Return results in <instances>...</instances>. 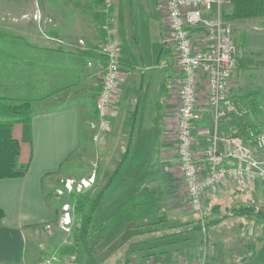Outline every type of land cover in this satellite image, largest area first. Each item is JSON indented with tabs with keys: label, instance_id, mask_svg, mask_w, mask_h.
Here are the masks:
<instances>
[{
	"label": "crops",
	"instance_id": "0c3cea01",
	"mask_svg": "<svg viewBox=\"0 0 264 264\" xmlns=\"http://www.w3.org/2000/svg\"><path fill=\"white\" fill-rule=\"evenodd\" d=\"M90 2L91 0H0V76L7 69H21L25 93L30 94L33 89H41L46 93L42 97L32 98L36 102L31 122L16 123L13 127V136L21 146L19 164H28V170L24 176L0 178V208L5 213L0 223V264H39L44 257L56 251L59 254L58 264H154L159 260L175 262L203 253L219 260L221 264H264V235L250 240L248 228L244 226V219L247 217L244 216H233L237 217L234 224L243 227L244 234L236 239L227 235L217 238L221 248L215 245L210 248L208 240L205 241L198 231L190 233V229L188 233L157 241L150 242L152 237L148 234L146 235L149 237L143 239L145 216L142 214V200H136L129 209L126 206V196L142 194L143 189L126 182L132 180V176L121 174V170L115 172V167H106L99 174L93 170L90 176L81 177L88 180L95 176L94 184L92 183L94 187L87 188L92 200L86 206V224L84 227L76 226L79 230L82 228V233L78 230L73 237L68 233L63 238L65 229L62 219L59 220V214L68 203L58 201L62 199V194L59 195L58 190H55L54 181L57 178H73L67 176L64 170L77 159L80 151L86 150L90 154L88 147L84 145V125L94 133L91 123L98 121L95 101L101 90L105 66V58L101 53L103 32L96 17L98 7L90 8ZM118 7V0H115L113 24L119 42L121 63V78L114 97L116 108L109 119L110 130L102 136L100 143L95 144L92 138L93 143L101 149L92 159L100 166L110 143H115L116 154L108 161H117L119 164L125 160L126 155L122 154V150L128 141V129L133 117H136L135 108L139 99L147 102L149 93L146 90L151 83H156L155 80L152 81L153 72L165 68V80L168 84L179 75L174 52L164 43L168 26L163 7L158 15L164 28L158 39L162 47L159 53L157 45L152 46L149 42L153 24L148 23L146 36H143L137 15L120 17ZM226 7H230V12L232 11V4ZM255 20L258 23H249ZM227 21L232 25L233 36L238 29L252 30V35H244V44L249 49L247 54L239 53L236 46L237 67L231 79L232 100L240 114L249 111L252 114L254 101H259L264 95L260 92V87L257 90L242 89L240 72L242 67L250 69L256 65L264 68V18ZM235 21L237 23L233 24ZM150 22H153L152 19ZM254 40L261 42L252 44ZM3 96L14 97L7 94ZM167 97L158 127L160 148L156 164L158 168L161 166L162 173L163 169L170 170L165 166H172L184 194L175 131L177 88H170ZM42 103L46 106L41 107ZM232 116L222 119L217 131L213 125L211 108L197 122L194 130L195 150L202 161H205L204 151L212 143L215 133L226 137L238 130V121ZM262 126L264 128V124ZM116 129H119L118 135L115 134ZM207 131L210 135L203 134ZM91 135L93 136L92 133ZM218 147L223 149L221 141L218 142ZM103 187L105 189L101 199L92 209L95 194ZM68 194L71 197L72 193ZM238 194L250 196V200L256 198L264 201V184L257 181L242 187L230 180L208 194L205 202L209 205L213 202L219 204V198L226 196L227 199H232ZM224 208L227 209L226 206ZM68 213L71 218L69 210ZM229 217L232 216L226 215L224 219ZM177 219H181L178 221L182 224L187 220L183 215ZM223 222L220 218L213 223H218L217 227H220ZM85 226L86 234L83 233ZM135 242L142 244L131 248L130 245ZM240 249L251 252L243 262L237 261Z\"/></svg>",
	"mask_w": 264,
	"mask_h": 264
},
{
	"label": "built area",
	"instance_id": "2783aa9c",
	"mask_svg": "<svg viewBox=\"0 0 264 264\" xmlns=\"http://www.w3.org/2000/svg\"><path fill=\"white\" fill-rule=\"evenodd\" d=\"M166 14L167 32L164 43L174 52L179 73L177 84L176 145L179 169L185 194L191 210L200 215L206 241L207 231L203 221L205 198L220 186L233 180L242 187L257 181L264 184V159L256 151H264V132L251 133V144L238 135L220 137L216 133L204 151L205 161L195 150L194 130L205 112L213 111L215 130L220 121L232 114H240L232 100L231 79L237 67V47L233 42V28L224 17V9L233 0H161ZM115 0H103L100 13L103 16L102 55L105 66L101 90L95 106L98 121L91 123L94 143L110 130V116L116 108L114 97L121 78L120 47L113 24ZM217 131V130H216ZM235 133V132H233ZM210 135V132H203ZM221 141L223 149L218 147ZM95 176L82 179L76 186L68 179L65 189L82 193L94 182ZM58 193L63 194L62 189ZM63 228L69 232L71 218L69 204L64 205ZM251 254L240 251L237 261L243 262ZM58 252L44 257L39 264H58ZM154 264H221L207 253L198 257H187L180 261H156Z\"/></svg>",
	"mask_w": 264,
	"mask_h": 264
},
{
	"label": "rangeland",
	"instance_id": "374dc122",
	"mask_svg": "<svg viewBox=\"0 0 264 264\" xmlns=\"http://www.w3.org/2000/svg\"><path fill=\"white\" fill-rule=\"evenodd\" d=\"M119 7V15L120 17L126 16H134L140 20L142 25V33L143 36H146L148 23H152L154 26L153 33L149 39V42L152 43V46L157 45L158 53L161 51L162 47L158 42L160 35L164 32V28H162L158 15L160 14V9L162 7L161 0H118ZM230 12V7H226L224 9V17L226 13ZM158 13V14H157ZM158 18V21H157ZM124 19V18H120ZM152 19L153 22H150ZM226 19V18H225ZM259 19H257L258 21ZM253 21V20H252ZM256 20L254 22L249 23H258ZM235 21L233 24H236ZM248 23V22H247ZM252 30L247 29L243 31L242 29H238L233 36V42L238 47L239 53L247 54L246 52L249 50L246 48L244 44V35L248 33L252 35ZM258 40H254L252 44H259ZM172 50V49H171ZM173 53V50H172ZM256 61L255 59H253ZM166 69H158L156 72H153L152 81L155 80L156 83L149 86L148 93V101H143L141 99L138 101L136 117H133L132 123L128 129V135L126 142V147L123 148L122 154L126 155L125 160L123 162H109L110 157H114L116 154V145L115 143H110L107 149V152L103 154L100 166L96 160L92 159L95 157L96 153H100V147L98 148L92 141V134L87 128V125H84V145L88 147V152L80 151L79 156L76 160L71 162L67 168L64 170V173L67 176L73 177L70 178L74 183L73 185H77L82 181L81 177L90 176L91 172L94 170L98 172H102L106 167L109 169L116 168L115 172H119L121 170V174L123 175H131L132 180H127L126 182H130L136 184V187L140 186L143 189L142 194H137L135 196L130 197L131 195L126 196V206L131 207L134 205L135 201L142 200V210L143 215L151 219L152 221L157 220V216H161L162 219L171 220L176 226L174 229H168L162 231V235L171 234L173 237L179 236L180 234H176L180 231L187 232L189 229L193 227L194 224H188L184 226L182 223H179L181 219V215L183 218L187 219L186 222L189 223H197L200 215L193 212L188 203L187 197L181 191V187L179 182L177 181V177L172 166H165L170 170H164V173L161 172V166L158 168L156 164V160L158 158V151L160 148V140H159V130L158 127L161 123V115L165 109V99H167V94L170 88H177V84L180 76L178 75L175 78V81H172L171 84H168L165 80ZM21 69H7L6 72L0 76V96L3 94H7V96H14L18 98H24L25 96H30L31 98H39L44 96L46 93L41 89H33L32 93H25V87L23 84V80L21 79L22 73ZM21 73V74H20ZM264 68L257 67L256 65L251 67L250 69L246 67L241 68L240 72V82L241 88L248 90H257L260 87V92L264 95ZM147 80V76H146ZM23 91V93H20ZM12 92H15L12 93ZM261 94V95H262ZM97 98V97H96ZM260 106L261 115L258 121H261L264 124V97H261L258 101ZM41 107L46 106L44 103L40 104ZM40 107V106H39ZM177 109V106H176ZM90 110L93 113V108L90 105ZM3 119V118H2ZM11 119V118H4ZM115 134H119V129L114 130ZM231 134V133H230ZM98 145V144H97ZM256 151V156L263 160L264 151ZM94 161L96 163H94ZM101 167V168H100ZM121 167V168H120ZM159 169V170H158ZM100 171V172H99ZM56 179V178H55ZM68 178H57L54 181L55 190L62 189L65 194H62V199L58 201L62 203L63 201H67L69 204V211L71 215V229L70 232L63 231V238L69 233L71 237L74 236V231L76 226L84 227V221L87 219V209L84 212H78L73 202L72 198L69 197L70 192L65 189V182ZM97 183L99 181L98 176L96 178ZM96 183V184H97ZM94 184V183H93ZM91 184L87 188H93L94 185ZM98 186V185H97ZM58 187V188H57ZM87 188H84L83 193L87 192ZM152 189V190H151ZM150 190V194H149ZM54 192V190H52ZM139 192V190H137ZM58 193V192H57ZM73 193H78L77 191ZM140 193V192H139ZM219 193V192H218ZM56 194V191H55ZM61 195L60 193H58ZM217 194V193H216ZM57 195V194H56ZM232 197V196H230ZM219 204H214V202L209 205L207 202H204V210H203V221L205 223V229H208V245L211 248L213 245L221 248V244L217 241L221 236H231L236 239L239 238L242 234H244L245 230L240 225H235V218L233 217L235 212L232 211V208L235 207H246L249 204H255L257 208L264 207V201L260 199L250 200V196L238 194L232 199H227L226 196L223 198H219L217 200ZM65 204V202L63 203ZM63 206V205H62ZM226 206L227 209L224 207ZM63 208V207H62ZM255 213L252 214H244L242 216L250 218L247 220L244 219V226L248 228V235L250 240L255 238H259L264 235V217L259 216L257 212L259 210H255ZM181 213V214H178ZM139 214V213H137ZM232 216L228 219H224V216ZM65 216V212H60L59 220ZM237 216V215H235ZM222 218L224 221L220 227H217L218 223H213L215 220ZM227 218V217H226ZM59 222V221H58ZM220 224V223H219ZM183 225V226H180ZM202 225V221H201ZM86 227V226H85ZM245 227V228H246ZM82 228H80V233ZM187 230V231H186ZM203 227L201 231H198L202 238H204ZM183 232V234H184ZM247 232V231H246ZM191 233V232H190ZM81 235V234H80ZM154 235V234H153ZM152 236V235H151ZM91 237V236H90ZM89 237V238H90ZM149 237L144 233L143 239ZM200 239V236L198 237ZM205 239V238H204ZM83 240V239H82ZM92 242V239H89ZM140 240V239H137ZM86 241V240H85ZM205 244L203 243L202 246ZM206 245V247L208 246ZM205 247H202V249ZM201 249V248H200ZM233 251L232 249H228ZM242 252H246L247 249H240ZM202 252V250H200ZM198 254V253H197ZM200 256V254L198 255ZM197 256V257H198Z\"/></svg>",
	"mask_w": 264,
	"mask_h": 264
},
{
	"label": "trees",
	"instance_id": "16d2710c",
	"mask_svg": "<svg viewBox=\"0 0 264 264\" xmlns=\"http://www.w3.org/2000/svg\"><path fill=\"white\" fill-rule=\"evenodd\" d=\"M103 0H91L89 7H98L96 12V17L100 21V25L103 22V16L100 13V8ZM226 20L234 19H252V18H264V0H233L232 11L225 15ZM36 99L32 98H15L0 96V178H13L24 176L28 170V164L20 165L19 156L21 153V146L19 141L13 136V127L16 123H30L34 115V103ZM253 113L243 112L241 114H232L233 118L238 121V130L234 131V135L241 136L245 139L246 143L251 144V133L260 134L264 132L262 122L258 121L261 115L260 106L258 101H254L252 108ZM3 118V119H2ZM11 118V119H4ZM105 187L99 189L98 193L95 194V199L92 204L93 207L97 204V201L101 199ZM91 194L88 192L82 193H72L71 198L75 203L78 212H84L86 206L91 199ZM259 210L257 214L264 217V207L257 208L255 204H249L246 207H235L232 211L237 216H242L244 214L255 213V210ZM5 213L0 208V223L4 217ZM201 219L199 218L197 223L186 222L183 224L187 226L188 224H194L189 232L201 231ZM180 225V226H183ZM175 224L171 220L162 219L161 216H157V220L152 221L148 217H143V230L145 234H148L152 238L150 242L157 241L164 238L173 237V235H162V231L168 229H174ZM79 229L75 228V232ZM187 231V230H186ZM87 232V228H83V233ZM184 231H180L178 234H183ZM188 233V232H187ZM154 234V235H153ZM146 240V239H145ZM144 240V241H145ZM147 242V241H145ZM144 243V242H143ZM203 243V242H202ZM142 243L135 242L130 245L134 247L135 245H140ZM130 259H127L129 262Z\"/></svg>",
	"mask_w": 264,
	"mask_h": 264
}]
</instances>
